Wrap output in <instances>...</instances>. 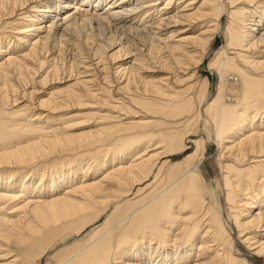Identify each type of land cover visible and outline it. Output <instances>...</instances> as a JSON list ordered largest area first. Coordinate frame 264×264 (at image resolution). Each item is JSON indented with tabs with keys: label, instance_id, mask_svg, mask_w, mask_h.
Here are the masks:
<instances>
[{
	"label": "bare ground",
	"instance_id": "obj_1",
	"mask_svg": "<svg viewBox=\"0 0 264 264\" xmlns=\"http://www.w3.org/2000/svg\"><path fill=\"white\" fill-rule=\"evenodd\" d=\"M260 259L264 0H0V264Z\"/></svg>",
	"mask_w": 264,
	"mask_h": 264
},
{
	"label": "rangeland",
	"instance_id": "obj_2",
	"mask_svg": "<svg viewBox=\"0 0 264 264\" xmlns=\"http://www.w3.org/2000/svg\"><path fill=\"white\" fill-rule=\"evenodd\" d=\"M223 43V38L221 37V36H219L218 38H217V42H216V44H215V46L216 47H218V46H220L221 44ZM203 71L205 72V73H208L209 75H210V77H211V84H212V86L214 85V87L216 86V83H217V76H214V74L212 73V71L211 70H209V69H203ZM216 147L215 146H213V148L212 149H210V153L208 154V158L210 159L211 157H212V155L214 156L215 155V151H217V149H215ZM257 264H264V262H263V260L262 259H260V261H258V262H256Z\"/></svg>",
	"mask_w": 264,
	"mask_h": 264
}]
</instances>
